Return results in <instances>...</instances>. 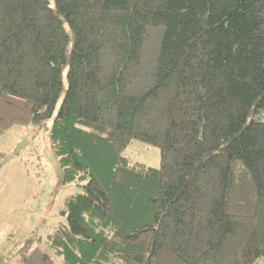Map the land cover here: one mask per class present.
<instances>
[{"label": "trees", "instance_id": "1", "mask_svg": "<svg viewBox=\"0 0 264 264\" xmlns=\"http://www.w3.org/2000/svg\"><path fill=\"white\" fill-rule=\"evenodd\" d=\"M17 124L81 188L47 234L63 264L264 260V0H0V137Z\"/></svg>", "mask_w": 264, "mask_h": 264}, {"label": "rangeland", "instance_id": "2", "mask_svg": "<svg viewBox=\"0 0 264 264\" xmlns=\"http://www.w3.org/2000/svg\"><path fill=\"white\" fill-rule=\"evenodd\" d=\"M46 127L17 124L0 137V162L18 143L27 141L18 155L0 165V258L8 261L7 264H20L33 249L39 254L36 260L43 255L50 264H63L62 257L49 246L47 234L63 220L61 211L66 198L81 188L74 182L58 183L49 159L53 150ZM125 148L122 156L130 162L159 167L157 147L132 140ZM26 239L31 244L29 247ZM259 264H264V260Z\"/></svg>", "mask_w": 264, "mask_h": 264}, {"label": "water", "instance_id": "3", "mask_svg": "<svg viewBox=\"0 0 264 264\" xmlns=\"http://www.w3.org/2000/svg\"><path fill=\"white\" fill-rule=\"evenodd\" d=\"M27 143L26 140L18 143L15 147H14V150L10 153V154H7L4 156L3 160L0 162V165L1 167L7 163L8 161L12 160L16 155L19 154V151L25 147V144ZM49 159H50V162L53 164L54 166V169H55V172L57 174V178H58V183H64L65 181V176L63 174V171H62V168H61V165L60 163H58V160H57V157H56V154L55 152H50L49 153Z\"/></svg>", "mask_w": 264, "mask_h": 264}]
</instances>
